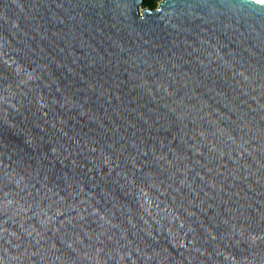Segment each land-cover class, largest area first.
Instances as JSON below:
<instances>
[{"label":"water","instance_id":"1","mask_svg":"<svg viewBox=\"0 0 264 264\" xmlns=\"http://www.w3.org/2000/svg\"><path fill=\"white\" fill-rule=\"evenodd\" d=\"M0 0V264H264V3Z\"/></svg>","mask_w":264,"mask_h":264},{"label":"rangeland","instance_id":"2","mask_svg":"<svg viewBox=\"0 0 264 264\" xmlns=\"http://www.w3.org/2000/svg\"><path fill=\"white\" fill-rule=\"evenodd\" d=\"M144 1L148 3L147 6L144 5L145 9L155 10L158 8V6L163 0H144Z\"/></svg>","mask_w":264,"mask_h":264},{"label":"trees","instance_id":"3","mask_svg":"<svg viewBox=\"0 0 264 264\" xmlns=\"http://www.w3.org/2000/svg\"><path fill=\"white\" fill-rule=\"evenodd\" d=\"M144 2H145V1H144ZM147 4H148V3H147V2H145V4H144V5H146V6H147Z\"/></svg>","mask_w":264,"mask_h":264},{"label":"snow or ice","instance_id":"4","mask_svg":"<svg viewBox=\"0 0 264 264\" xmlns=\"http://www.w3.org/2000/svg\"><path fill=\"white\" fill-rule=\"evenodd\" d=\"M262 3H264V0H261Z\"/></svg>","mask_w":264,"mask_h":264},{"label":"bare ground","instance_id":"5","mask_svg":"<svg viewBox=\"0 0 264 264\" xmlns=\"http://www.w3.org/2000/svg\"><path fill=\"white\" fill-rule=\"evenodd\" d=\"M259 1H261V0H259Z\"/></svg>","mask_w":264,"mask_h":264}]
</instances>
